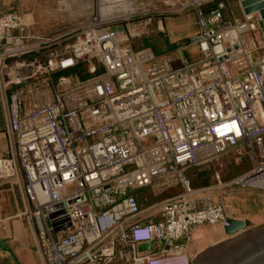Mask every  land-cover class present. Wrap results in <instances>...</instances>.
I'll return each instance as SVG.
<instances>
[{"label":"built area","instance_id":"2783aa9c","mask_svg":"<svg viewBox=\"0 0 264 264\" xmlns=\"http://www.w3.org/2000/svg\"><path fill=\"white\" fill-rule=\"evenodd\" d=\"M212 1L186 0L178 12ZM224 8L204 16L174 58L136 45L152 33L150 13H97L45 34L19 13L0 16V182L33 205L24 216L41 264H193V232L229 227L212 192H264V50L257 62L246 50L260 29L253 50L264 44L262 19L225 22ZM190 48L201 67L185 56ZM242 56L247 68L231 75L227 63ZM82 61L89 79L64 74ZM244 145L257 157L252 169L191 187L188 169ZM155 183L182 191L144 210L137 193ZM3 225L0 199V240Z\"/></svg>","mask_w":264,"mask_h":264},{"label":"rangeland","instance_id":"374dc122","mask_svg":"<svg viewBox=\"0 0 264 264\" xmlns=\"http://www.w3.org/2000/svg\"><path fill=\"white\" fill-rule=\"evenodd\" d=\"M98 2V0H96ZM102 5L101 0H99ZM134 1V0H133ZM186 0H135V4L142 12L150 13L153 17L152 35L156 37L161 33L164 38L168 39L171 44L180 42L187 43L188 40L200 32L204 28L206 19L201 6L199 9L189 8L183 12H178ZM225 8L222 13L223 21H232V19L240 18L242 13V0H226ZM212 1L210 3H214ZM209 4V3H207ZM206 5V4H205ZM178 12V13H177ZM99 14V13H98ZM124 16V15H123ZM231 19V20H230ZM162 23L163 32L159 31V25ZM248 48L252 59L256 60L263 53V41L261 47L253 50L251 36H248ZM262 40V38H260ZM163 45V41L160 45ZM137 46L143 45V40L136 43ZM185 56L190 58L196 67H201L205 59L196 48H190ZM168 56L175 57L176 51L168 53ZM247 59L245 56L239 57L227 63L230 74L235 75L240 70L247 68ZM4 126L2 111L0 109V128ZM255 158L252 157L247 148L239 146L232 150L229 154L213 159L211 162L200 166H194L185 173L187 180L191 183L193 189L215 187L217 185V177H220L223 184L230 183L238 175L252 169L255 165ZM181 186L166 188L162 183H155L153 186L140 190L137 193L140 205L144 210L159 201L172 198L181 193ZM213 200L216 203L223 201L227 214L230 218H238L241 220L251 221L252 227H258L264 224V192L257 190L243 189L239 187H225L212 192ZM33 210V207L31 208ZM148 213L144 214V217ZM234 237L227 236L225 230L220 226L209 227L204 226L197 228L193 232L191 239V250L196 260L197 257L207 249L220 245L229 241Z\"/></svg>","mask_w":264,"mask_h":264},{"label":"crops","instance_id":"0c3cea01","mask_svg":"<svg viewBox=\"0 0 264 264\" xmlns=\"http://www.w3.org/2000/svg\"><path fill=\"white\" fill-rule=\"evenodd\" d=\"M102 5L99 0H0V16L19 13L34 33H55L76 27L97 13L103 18H113L123 12L116 0ZM261 35L262 29L251 37L260 39ZM0 199L4 216L0 242L5 241L13 251L11 256L0 249V264H41L35 249V231L24 216L26 209L33 205L19 186L9 181L0 182Z\"/></svg>","mask_w":264,"mask_h":264},{"label":"water","instance_id":"95a60500","mask_svg":"<svg viewBox=\"0 0 264 264\" xmlns=\"http://www.w3.org/2000/svg\"><path fill=\"white\" fill-rule=\"evenodd\" d=\"M110 0H101L102 4L108 5ZM119 7L123 8L114 17L138 16L142 12L133 0H116ZM245 15L258 14L262 19L264 31V0H242L240 2ZM102 17V16H101ZM113 17V18H114ZM103 18V17H102ZM112 18V17H111ZM103 18V19H111ZM53 218V215L50 217ZM229 227L225 228L227 236L235 238L226 241L213 248L207 249L196 258L197 264H264V224L252 227L251 221L229 219ZM68 226L64 227L67 228ZM63 228V229H64ZM61 229H55L59 232ZM151 244L141 245V252L150 249ZM0 249L13 256V251L6 245L5 241L0 242ZM195 261L193 264H195Z\"/></svg>","mask_w":264,"mask_h":264},{"label":"trees","instance_id":"16d2710c","mask_svg":"<svg viewBox=\"0 0 264 264\" xmlns=\"http://www.w3.org/2000/svg\"><path fill=\"white\" fill-rule=\"evenodd\" d=\"M220 3L226 4L227 1L217 0L214 3L206 4L202 7L201 11L203 12L204 15H209L212 11L217 9ZM234 19L236 18L234 17L232 20ZM150 35L143 40V45L139 46V48H149L154 52L156 56H168L167 55L168 53L174 52L178 49L179 46L186 44L184 41L177 44H171L169 40L164 38L161 33H158L156 37L153 36L154 34L152 35V37ZM162 41H163V45L162 44L160 45ZM64 74L76 75L82 81H85L91 77V75L88 73L86 61L80 62L75 68L71 69L70 71Z\"/></svg>","mask_w":264,"mask_h":264},{"label":"flooded vegetation","instance_id":"af4514ba","mask_svg":"<svg viewBox=\"0 0 264 264\" xmlns=\"http://www.w3.org/2000/svg\"><path fill=\"white\" fill-rule=\"evenodd\" d=\"M195 264H197L196 261H195Z\"/></svg>","mask_w":264,"mask_h":264}]
</instances>
